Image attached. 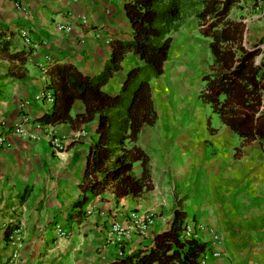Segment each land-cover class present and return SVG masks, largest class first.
Instances as JSON below:
<instances>
[{"label": "crops", "instance_id": "crops-1", "mask_svg": "<svg viewBox=\"0 0 264 264\" xmlns=\"http://www.w3.org/2000/svg\"><path fill=\"white\" fill-rule=\"evenodd\" d=\"M126 1L0 0V43L7 47L0 49V134L7 133L11 144L0 150V264H110L150 245L156 234L170 227L175 209L185 213V225L207 228L196 236L220 255L209 257L206 264H264L263 141L239 136L224 124L198 98L200 87L189 84L191 70L184 67L167 72L165 66L164 74L150 84L157 120L141 128L136 145L149 157L152 188L119 200L109 191L88 195L81 216H76L73 207L83 198L79 184L97 118L76 128L38 127L32 120L49 112L52 102L35 97L49 90L46 70L54 63L72 64L87 76L102 72L111 42L132 37ZM260 10L261 5L247 0L246 18L237 21L242 23V44H258L256 64L264 61ZM60 25L71 31L59 30ZM20 30L29 34L34 46L25 45ZM95 30L99 37L93 35ZM19 51L25 52L23 62L7 57ZM187 60L195 68L204 62L198 57ZM137 63L127 53L121 69L102 89L118 93L127 70ZM209 72L210 67L202 75ZM199 81L201 85V77ZM84 111V103L75 100L70 115ZM21 122L38 140L11 132ZM48 131L69 145L52 152ZM81 131L86 138H78ZM132 173L142 176L139 162ZM131 212L151 216L143 235L131 229ZM116 222L128 231L122 242L112 231ZM215 234L219 242L210 244Z\"/></svg>", "mask_w": 264, "mask_h": 264}, {"label": "trees", "instance_id": "trees-1", "mask_svg": "<svg viewBox=\"0 0 264 264\" xmlns=\"http://www.w3.org/2000/svg\"><path fill=\"white\" fill-rule=\"evenodd\" d=\"M236 3L237 0H127L124 11L132 37L111 42L110 57L101 73L87 76L67 63L47 67L52 108L33 119L34 124H70L76 128L97 118L96 137L91 140L79 184L83 198L73 207L78 209L76 216H81L88 195L109 191L119 200L140 196L152 188L149 157L136 143L141 128L157 120L150 84L165 72L170 34L191 13L202 25L201 36L210 40L208 48L213 58L212 69L201 77L198 98L236 134L249 140L256 137L264 146V61L255 62L258 44H242V23L227 19ZM0 49L6 51V44L0 43ZM127 53H132L138 63L127 70L120 91L108 94L102 88L121 69ZM24 56V51L7 55L21 62ZM75 100L84 103L85 111L72 117ZM136 162L142 167L140 178L132 173ZM184 220L185 213L175 209L170 227L156 234L150 245L110 264H199L207 245L196 238H181ZM120 249L123 251V247Z\"/></svg>", "mask_w": 264, "mask_h": 264}, {"label": "built area", "instance_id": "built-area-1", "mask_svg": "<svg viewBox=\"0 0 264 264\" xmlns=\"http://www.w3.org/2000/svg\"><path fill=\"white\" fill-rule=\"evenodd\" d=\"M253 2L256 5L262 6V10L259 11V16L264 14V0H253ZM85 23H86V21L84 19H82V24H85ZM58 29L61 31H66V32L71 31V27L68 25H60L58 27ZM19 35H20L21 39L23 40V42L25 43V45H27L29 47L34 46L29 34L26 31L20 30ZM93 35L95 37H99L100 32L95 30V31H93ZM35 98L37 100L45 98L47 101L52 102V94H51L50 90L44 92L42 95L36 96ZM28 120H29V118L23 116V122H28ZM23 122H21L20 124L14 125L10 129L11 132L13 134L21 136V137L38 140V136L36 133H33L31 131H27L23 127ZM37 126L38 127H45V126H40L38 124H37ZM47 135H48V142L50 145V149L54 153H59V152L63 151L69 145V142H67L66 139L59 138L58 136H56L52 132L48 131ZM86 137H87V134L85 131H81L78 135V138H86ZM10 146H11V144L7 138V133H1L0 134V150L1 149H7ZM129 220H130V224H131V229L134 231V233H136L138 235H143L148 230V228L151 226V222H152L151 216L148 213H138V212H131L129 214ZM193 227L194 228H192L191 226L185 225L183 227V231L181 233V238L182 239H191V238L198 239V237L196 236V232H202V231L207 230V228L202 224H196ZM112 231L114 233H116V235L118 237V242H122L127 237L128 231L125 228H123L120 223H117V222L114 223V225L112 227ZM58 233L61 234V236L64 235V232L60 228L58 229ZM218 242H219V238L215 234L212 241L210 242V244H217ZM10 243H11V245H15L14 239L11 238ZM16 254H17V252H14L12 257H16ZM219 255H220V253L217 251L210 252V250L207 246L206 251L200 256L199 264H206L209 257H216Z\"/></svg>", "mask_w": 264, "mask_h": 264}, {"label": "rangeland", "instance_id": "rangeland-1", "mask_svg": "<svg viewBox=\"0 0 264 264\" xmlns=\"http://www.w3.org/2000/svg\"><path fill=\"white\" fill-rule=\"evenodd\" d=\"M246 1L237 0V3L231 8L227 17L229 21L237 22L246 18L243 11V9L246 8ZM201 28L202 25L199 23L194 13L189 14L182 21L178 29L170 34L171 48L169 60L165 65L167 67V72H171V70L177 69V67L187 68V71L190 69L191 75L186 76L185 74L189 72H183L184 76L190 77L188 80L191 86L197 82L200 89L202 87L199 81L200 77L203 76V73L208 72L209 67L211 70L213 64L212 56L208 50V43L210 40L201 36ZM187 57H198L200 61L203 60L204 62L203 64L201 63L200 67L195 68L196 64L191 61L188 62Z\"/></svg>", "mask_w": 264, "mask_h": 264}]
</instances>
